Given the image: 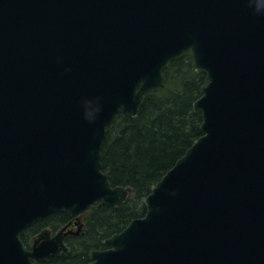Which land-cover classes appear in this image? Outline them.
Here are the masks:
<instances>
[{
	"label": "water",
	"instance_id": "1",
	"mask_svg": "<svg viewBox=\"0 0 264 264\" xmlns=\"http://www.w3.org/2000/svg\"><path fill=\"white\" fill-rule=\"evenodd\" d=\"M187 53L203 134L89 264H264V0H0V264L67 249L21 238L55 212L125 202L107 130Z\"/></svg>",
	"mask_w": 264,
	"mask_h": 264
},
{
	"label": "trees",
	"instance_id": "2",
	"mask_svg": "<svg viewBox=\"0 0 264 264\" xmlns=\"http://www.w3.org/2000/svg\"><path fill=\"white\" fill-rule=\"evenodd\" d=\"M163 89L145 95L137 115H120L107 130L102 163L112 185L131 189L121 205H95L84 215L87 232L71 243V252L52 259V264H84L89 251L106 237L122 230L134 218L143 216L145 198L163 175L203 134V116L194 107L206 84V73L196 71L190 53L172 60L164 70ZM72 216L55 212L22 232H36L53 222L65 223Z\"/></svg>",
	"mask_w": 264,
	"mask_h": 264
},
{
	"label": "flooded vegetation",
	"instance_id": "3",
	"mask_svg": "<svg viewBox=\"0 0 264 264\" xmlns=\"http://www.w3.org/2000/svg\"><path fill=\"white\" fill-rule=\"evenodd\" d=\"M81 217H82V215H81ZM64 228H65V230L63 233L67 232V234H65L63 236V239H64V243L68 247V249L67 250L62 249L61 251H59L55 254H50V255H46V256H42V257L37 258L36 260L39 264H52L53 258L59 257L65 253H69L72 251L71 250L72 240L75 239L76 237L82 236L84 233L87 232L84 217H82V220H80L79 216H72V218H69L65 223L60 224L59 222H53L48 226H44V227L40 228L36 232H31V233L27 232L26 233L27 241H25V239H23V241L29 249H34V244L37 241V239H39L37 244H40L46 238L47 239L48 238H50V239L54 238L56 236V234ZM46 231H47L48 235L45 238L40 239L41 235L43 233H45ZM107 247L108 246L106 245L105 240H104L103 244L100 247L91 249L89 251V256H88L87 260L84 262V264H89L92 261V259H91L92 250H94V249H105Z\"/></svg>",
	"mask_w": 264,
	"mask_h": 264
},
{
	"label": "rangeland",
	"instance_id": "4",
	"mask_svg": "<svg viewBox=\"0 0 264 264\" xmlns=\"http://www.w3.org/2000/svg\"><path fill=\"white\" fill-rule=\"evenodd\" d=\"M85 215H86V213H84ZM82 215V217H84V215L83 214H81ZM81 215L79 216V218H80V220H82V217H81ZM30 226V225H29ZM28 226V227H29ZM28 227H26V228H28ZM26 246V245H25Z\"/></svg>",
	"mask_w": 264,
	"mask_h": 264
}]
</instances>
